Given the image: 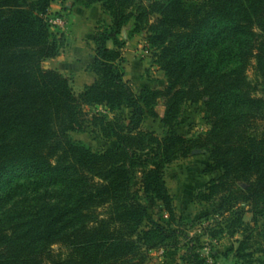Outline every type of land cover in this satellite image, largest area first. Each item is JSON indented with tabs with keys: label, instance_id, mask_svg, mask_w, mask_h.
Returning a JSON list of instances; mask_svg holds the SVG:
<instances>
[{
	"label": "trees",
	"instance_id": "trees-1",
	"mask_svg": "<svg viewBox=\"0 0 264 264\" xmlns=\"http://www.w3.org/2000/svg\"><path fill=\"white\" fill-rule=\"evenodd\" d=\"M51 1L0 0V264H145L147 251L175 234L164 170L195 149L208 154L204 171L218 172L200 199L242 196L252 213L253 225L235 215V258L263 250L264 0H73L100 3L110 16L93 34L86 70L95 79L79 93L42 66L65 43L48 23ZM129 23V36L143 33L155 51L165 86L136 92L124 80L119 35ZM199 101L207 129L173 132L185 106ZM158 102L163 136L141 128ZM84 106L129 109L126 120L93 116L115 147L96 151L70 136L87 128ZM43 187L57 190L12 201L19 189ZM148 197L168 213L164 223L149 214ZM181 260L206 264L193 245Z\"/></svg>",
	"mask_w": 264,
	"mask_h": 264
},
{
	"label": "rangeland",
	"instance_id": "rangeland-1",
	"mask_svg": "<svg viewBox=\"0 0 264 264\" xmlns=\"http://www.w3.org/2000/svg\"><path fill=\"white\" fill-rule=\"evenodd\" d=\"M92 5L83 7L81 9L83 13L78 14L77 20H73L65 11L48 15L51 18L59 14L66 16L63 27L50 24L52 32L61 33L62 41L65 43L60 53L43 60L42 66L54 68L65 75L75 93L81 91L82 83L86 81L83 72L86 70V63L92 60L94 53L90 38L98 28L110 23V16L104 13L100 3ZM131 27L132 23H129L122 28L119 35L125 41L122 48L125 60L124 80L136 92L144 87L165 86L166 78L157 65L155 51L148 45L143 33H136L130 37L128 33ZM261 92L264 97V90ZM84 110L88 119L87 128L84 131H71L70 136L81 140L96 151L115 147V138L103 136L99 126L93 124V116L97 114L109 120L121 116L126 120L129 109L122 107L109 111L101 106H84ZM154 110L157 116L147 117L141 128L163 136L168 131V128L164 127L160 121L164 106L158 102ZM259 127H264V121ZM206 129L204 103L199 101L185 106L179 123L172 130L177 134L193 136ZM262 133L261 129L258 134ZM207 163L208 154L195 149L188 156L174 160L165 168L164 179L172 196L174 208V218L171 219L169 228L175 234H171V241L166 242V245L148 250L145 264H184L181 255L189 245L195 246L206 264H264V249L253 252L243 260L233 255V249L237 246V241L241 239L240 229H237L234 223L235 215L239 214L244 223L253 225L252 213L243 197L232 196L224 204L220 194L206 200L200 199V194L205 191L208 181L218 175V172L204 171ZM243 187L244 184L240 186V188ZM44 190L52 195L57 189L53 187H43L34 191L19 189L13 194L12 201L25 199L27 203H35ZM236 190H233V193ZM145 202L149 214L155 221L164 223L167 220L168 213L163 210L161 202L151 197L146 198ZM259 207L261 215L257 216V226L264 228V203L259 204Z\"/></svg>",
	"mask_w": 264,
	"mask_h": 264
},
{
	"label": "crops",
	"instance_id": "crops-1",
	"mask_svg": "<svg viewBox=\"0 0 264 264\" xmlns=\"http://www.w3.org/2000/svg\"><path fill=\"white\" fill-rule=\"evenodd\" d=\"M95 6V5H92ZM83 7L78 6V5H74L73 4V0H52L49 7H48V14H54L57 13L59 11H65L67 12L68 16L74 19H78V14L83 13V11L81 10ZM80 19V18H79ZM91 40V46L93 47V35L90 38ZM108 45L110 46V43L108 42ZM88 63V62H87ZM86 63V64H87ZM86 81H84L82 83V88L85 85L91 84L94 79H95V74L91 71L85 70L84 72Z\"/></svg>",
	"mask_w": 264,
	"mask_h": 264
},
{
	"label": "built area",
	"instance_id": "built-area-1",
	"mask_svg": "<svg viewBox=\"0 0 264 264\" xmlns=\"http://www.w3.org/2000/svg\"><path fill=\"white\" fill-rule=\"evenodd\" d=\"M65 15H61V14H59V16H57V17H54V18H51V17H48V23L49 24H56V25H59V26H61V27H63V25L65 24ZM60 32H62L61 30H60Z\"/></svg>",
	"mask_w": 264,
	"mask_h": 264
}]
</instances>
